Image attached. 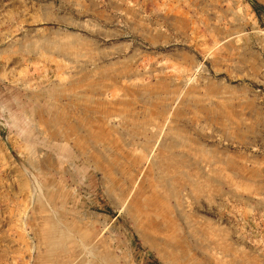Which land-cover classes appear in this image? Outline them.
<instances>
[{
    "label": "rangeland",
    "instance_id": "1",
    "mask_svg": "<svg viewBox=\"0 0 264 264\" xmlns=\"http://www.w3.org/2000/svg\"><path fill=\"white\" fill-rule=\"evenodd\" d=\"M0 264H264V0H0Z\"/></svg>",
    "mask_w": 264,
    "mask_h": 264
},
{
    "label": "bare ground",
    "instance_id": "2",
    "mask_svg": "<svg viewBox=\"0 0 264 264\" xmlns=\"http://www.w3.org/2000/svg\"><path fill=\"white\" fill-rule=\"evenodd\" d=\"M91 30V29H90ZM91 34V33H90Z\"/></svg>",
    "mask_w": 264,
    "mask_h": 264
}]
</instances>
